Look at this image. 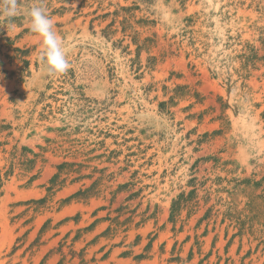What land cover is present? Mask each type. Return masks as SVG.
<instances>
[{
	"label": "rangeland",
	"instance_id": "374dc122",
	"mask_svg": "<svg viewBox=\"0 0 264 264\" xmlns=\"http://www.w3.org/2000/svg\"><path fill=\"white\" fill-rule=\"evenodd\" d=\"M20 8L0 15V264H264V0Z\"/></svg>",
	"mask_w": 264,
	"mask_h": 264
},
{
	"label": "clouds",
	"instance_id": "9594fccd",
	"mask_svg": "<svg viewBox=\"0 0 264 264\" xmlns=\"http://www.w3.org/2000/svg\"><path fill=\"white\" fill-rule=\"evenodd\" d=\"M21 12L20 0H0V15L11 19ZM31 31L42 38L43 57L50 75H62L69 71L70 62L62 40L54 30V21L46 7L33 4L27 11Z\"/></svg>",
	"mask_w": 264,
	"mask_h": 264
},
{
	"label": "trees",
	"instance_id": "16d2710c",
	"mask_svg": "<svg viewBox=\"0 0 264 264\" xmlns=\"http://www.w3.org/2000/svg\"><path fill=\"white\" fill-rule=\"evenodd\" d=\"M16 55L15 56H11L12 59H20L23 63H24V67L21 68L22 70L25 69V67H27L30 64V61L25 59V56L28 55V53L30 52V50H23L20 48H16Z\"/></svg>",
	"mask_w": 264,
	"mask_h": 264
}]
</instances>
